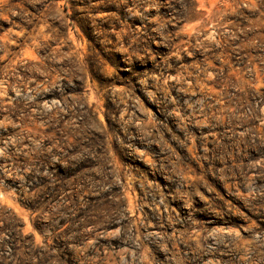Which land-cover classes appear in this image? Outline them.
I'll use <instances>...</instances> for the list:
<instances>
[{
    "label": "rangeland",
    "instance_id": "374dc122",
    "mask_svg": "<svg viewBox=\"0 0 264 264\" xmlns=\"http://www.w3.org/2000/svg\"><path fill=\"white\" fill-rule=\"evenodd\" d=\"M0 264H264V0H0Z\"/></svg>",
    "mask_w": 264,
    "mask_h": 264
},
{
    "label": "trees",
    "instance_id": "16d2710c",
    "mask_svg": "<svg viewBox=\"0 0 264 264\" xmlns=\"http://www.w3.org/2000/svg\"><path fill=\"white\" fill-rule=\"evenodd\" d=\"M29 210H31V211H35L36 209H35V207H33L32 205H28V206H26ZM20 227H21V225H16L15 226V228L16 229H19V231H20ZM16 231V230H15Z\"/></svg>",
    "mask_w": 264,
    "mask_h": 264
}]
</instances>
